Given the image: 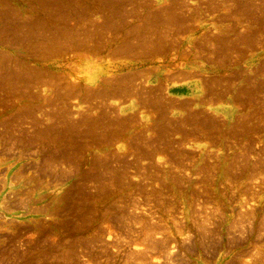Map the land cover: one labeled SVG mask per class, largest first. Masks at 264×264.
I'll return each mask as SVG.
<instances>
[{
    "label": "rangeland",
    "instance_id": "1",
    "mask_svg": "<svg viewBox=\"0 0 264 264\" xmlns=\"http://www.w3.org/2000/svg\"><path fill=\"white\" fill-rule=\"evenodd\" d=\"M0 264H264V0H0Z\"/></svg>",
    "mask_w": 264,
    "mask_h": 264
},
{
    "label": "bare ground",
    "instance_id": "2",
    "mask_svg": "<svg viewBox=\"0 0 264 264\" xmlns=\"http://www.w3.org/2000/svg\"><path fill=\"white\" fill-rule=\"evenodd\" d=\"M128 90V89H127ZM126 92V91H125Z\"/></svg>",
    "mask_w": 264,
    "mask_h": 264
}]
</instances>
